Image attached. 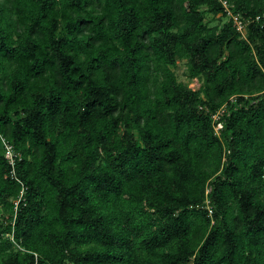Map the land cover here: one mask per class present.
<instances>
[{
	"label": "trees",
	"instance_id": "1",
	"mask_svg": "<svg viewBox=\"0 0 264 264\" xmlns=\"http://www.w3.org/2000/svg\"><path fill=\"white\" fill-rule=\"evenodd\" d=\"M1 138L0 264H264V0H0Z\"/></svg>",
	"mask_w": 264,
	"mask_h": 264
},
{
	"label": "built area",
	"instance_id": "2",
	"mask_svg": "<svg viewBox=\"0 0 264 264\" xmlns=\"http://www.w3.org/2000/svg\"><path fill=\"white\" fill-rule=\"evenodd\" d=\"M223 4L225 5V3H223ZM233 20H234V24H235L238 32L245 34L244 25L242 24V22L237 17H233ZM222 113H223V109H220L216 114H214L212 116L213 127H214V131L216 134L218 133V131L222 127V124L219 122V118L222 116ZM0 140H1L2 148L4 150V157H5L6 161L8 162V164L11 168L12 178H15L14 177L15 161L20 159V155H19V153L15 152L12 145L8 141H6L4 138H1ZM208 192H209V189L206 190V193H208ZM14 204L16 206L17 201L14 202ZM15 209H16V207H15Z\"/></svg>",
	"mask_w": 264,
	"mask_h": 264
},
{
	"label": "rangeland",
	"instance_id": "3",
	"mask_svg": "<svg viewBox=\"0 0 264 264\" xmlns=\"http://www.w3.org/2000/svg\"><path fill=\"white\" fill-rule=\"evenodd\" d=\"M178 81L183 83H188L189 87L193 90H197L200 86V82L196 79L189 80L186 74V63L184 60H179L177 66L174 69ZM2 217V212L0 210V219Z\"/></svg>",
	"mask_w": 264,
	"mask_h": 264
}]
</instances>
